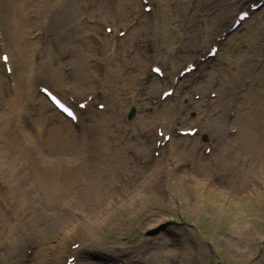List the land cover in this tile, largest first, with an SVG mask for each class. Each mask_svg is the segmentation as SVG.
I'll use <instances>...</instances> for the list:
<instances>
[{"label": "rangeland", "instance_id": "rangeland-1", "mask_svg": "<svg viewBox=\"0 0 264 264\" xmlns=\"http://www.w3.org/2000/svg\"><path fill=\"white\" fill-rule=\"evenodd\" d=\"M48 1L59 3L58 10L48 19L44 31L41 29V32L48 30L50 34L44 35L41 42L40 36H25L19 46L24 47L27 43L36 46L40 43L42 56L35 61L34 72L41 64L48 63L44 62L46 55L51 56L53 71L42 68L40 74L44 80L43 85L57 95H69L74 92L71 89L73 87L82 89L95 86L98 91L105 93L103 97L97 98L98 95H95L92 107L82 113L83 120L76 126H72L69 121L59 122L61 116L46 103L48 108H43L49 117L46 130L62 129L63 140L54 146L56 150L50 155L48 135L40 139L45 160L42 166L43 181H49V176L54 180L56 176L64 179V167L73 178L79 175L80 184L76 181L78 187L71 197L57 201L55 209H62L60 212L41 202L38 217L33 219L37 228H27L26 235L25 232L16 235L12 225L8 229L6 222H11L10 215L4 217L6 222L0 216V241H6L11 246L7 254L0 246V264H8L7 260L19 264H50L54 261L60 264L56 259L60 258L66 247H82L78 257L76 255L78 264H117L119 260L126 263L125 255L121 252L111 259L104 254L103 248L117 243L134 250L140 246L137 249L140 253L134 251L136 261L133 264H264V165L259 158L250 160L238 147L245 134H238L239 125L245 124L239 118L238 109L242 105H249L251 110L255 108L259 111L264 106V7L224 38L216 57L181 80L171 99H167L158 110L146 112L143 126H140L138 118L143 112L136 105L129 104L127 95L132 92L137 95V100L140 99L138 104L155 106V101L160 100V93L168 89L167 78H147L151 75L150 68L156 66L168 73V76L175 75L188 61L194 59V51L202 50V55L208 51L213 40L231 27L238 11L247 9L249 3L258 0H147V5L152 9L151 14L144 12L142 0ZM16 4L14 0H0V28L3 34L8 32ZM19 4L21 14L24 15V25L19 27L28 33L35 31L34 25L41 19L34 9L35 6L41 8V5L33 4L27 13V0H19ZM142 15L145 17L140 18ZM77 20H80L78 23L81 27L74 23ZM129 21H134L136 25L131 23L126 34L120 36L117 32L124 29ZM54 22L58 23L56 28ZM147 25L151 30L143 32ZM106 29H110V32ZM178 34L181 38H178ZM112 36L116 38V62L119 65L127 64L121 72V78L109 76L98 65L99 61L92 63L87 68L88 72H85V67L82 68V75L66 69L67 63L71 62L85 65L81 54H68L63 48L70 38L73 37L71 42L76 51H96L103 58V49L105 46L110 47L109 39ZM136 36L141 43H134ZM173 40L177 43L175 41L172 44ZM170 49H175L172 54L169 53ZM187 57L190 59L186 60ZM236 61L243 64L231 65ZM236 69L252 73L237 100L234 99V93L225 89L228 88L227 80L236 78ZM0 72V77L5 79L2 67ZM89 73L96 78L106 77L108 82L103 84L102 80L92 81ZM128 73L138 78L136 83L132 84V80L126 78ZM5 80L4 92H8L9 83ZM125 86L130 89L122 97L125 102L122 123L126 128L136 133L143 130L147 133L152 128V133L157 135L156 130L164 127L166 121L173 124L174 143L167 151H158V157L153 146L148 149V156L137 155L132 146L135 141L130 137L127 142L119 145L120 149L113 147L115 150L107 155L101 138L109 137L106 138L108 140L115 137L119 133L118 129H87L92 121L116 116L113 115V100L107 93L111 89ZM30 91L36 99L34 88H30ZM211 93L217 97H210ZM6 98H9L8 94ZM207 101L214 102L213 106L207 105ZM97 105H104L108 111L100 115L102 112H99ZM131 111L134 115L129 120ZM250 115L254 116L253 111ZM193 128H197L201 135L192 138L178 135L180 129ZM24 129L29 134L33 132L30 125ZM13 132L15 134L12 138L21 135V131L16 129ZM253 135L264 141V129L255 130ZM142 140L145 141L144 136ZM2 145L13 153L17 152L5 143ZM207 147L210 149L208 153ZM176 152H181L183 157L175 158ZM116 153L120 155L114 160ZM222 154L225 161L222 160ZM149 157L153 159L152 164L148 162ZM50 158H55L54 165L47 166L46 162ZM64 159L74 160L68 167ZM55 163L61 164L60 171ZM126 166L158 168L156 172L160 175L153 177V180L157 176L159 178L155 187L142 188L145 186L137 185L139 193L131 197L134 207L127 203L128 197L121 198L119 194H112L111 188L114 186L109 185L116 170L121 169L117 180L122 178V168ZM102 184L103 188H99ZM93 187L94 196L101 204L91 207L86 204L88 200L83 192ZM69 200L78 203L77 210L84 206L85 213L95 217L98 226L80 221L82 226L77 230L81 232L75 233L74 237H69L68 233L60 244V239L58 241L56 238L61 236L60 230L65 226V221L76 219L71 211L62 208ZM107 204L118 206L117 211L106 216L96 215L95 210ZM6 207L10 208L9 214L15 216V209L8 204ZM149 216L152 217L151 221L159 223L150 230L148 227L151 223L145 220ZM29 218L31 216L26 214V219ZM10 237L16 238L17 245L13 239L8 242ZM30 237L40 238L41 249L30 244L31 248L24 246ZM109 247L107 253L114 255ZM170 251H173V255H170ZM140 255L144 262L139 261ZM146 259L148 261L145 263Z\"/></svg>", "mask_w": 264, "mask_h": 264}, {"label": "bare ground", "instance_id": "bare-ground-1", "mask_svg": "<svg viewBox=\"0 0 264 264\" xmlns=\"http://www.w3.org/2000/svg\"><path fill=\"white\" fill-rule=\"evenodd\" d=\"M17 4L13 8V15L14 17L11 18L9 22L8 32L3 35V39L0 41V50H4L9 52L11 56V60L9 59L8 64L11 66V75L7 78L4 74V78L8 79L9 85H8V92H4V87L6 85V80L0 77V216L4 220V217H8L9 215L11 222H6V225L9 229V227L12 225L14 226L12 229L17 234H23L25 232L26 235V229L27 228H37L33 224V219L37 216L39 210V205L41 202H43L46 206L50 207L51 209H55L58 205V202L61 198H67L71 197V195L76 191L79 181V175L76 178H73L70 176L68 170L66 171L64 167L62 168V172L64 175V179H62L61 176H56V179L52 176H49V181H43V175H42V166L44 163V151L41 148V141L40 139L44 135H48V144L51 146V149H48L50 155L54 154V146L57 143H60L61 140H63V130L59 128H50V130H46V126L48 125V119L49 117L46 116V113L43 111V108L47 107L46 101L43 99L40 93H35L36 99L31 94L30 88H34V90L38 89V87L42 86V82H44L42 75L40 74V70L43 69H52L53 66L52 62H50V57H45V61L47 62L45 65H40L37 68V71H35V61L37 59H40L42 56V49H40V43L38 42L36 46L25 45L24 47H19L22 44L23 39L25 36H28L34 32H40L41 29H45L48 19L54 15L55 11L59 8V3L52 4L48 0H27V6L26 12H30L31 6L34 5H41V8H37L35 6L34 12H36L39 17L40 21L38 24L34 25V28L36 31L29 32L23 31L19 26H23L24 23L22 21V17L24 16L21 14L22 10H20V4L19 0H14ZM59 2V0H57ZM66 1V0H64ZM208 1V0H207ZM39 3V4H38ZM62 3V2H61ZM125 5V4H124ZM25 6V5H24ZM25 11V7H24ZM152 11L150 12V14ZM145 16L142 15L140 18H144ZM236 17V16H235ZM234 17V18H235ZM89 18V17H87ZM90 19V18H89ZM105 21H109L107 18H104ZM145 20V19H144ZM143 20V23H146ZM80 20L74 21L76 23L77 27L80 26L78 23ZM234 22V20H233ZM232 22V24H233ZM55 28L58 26L57 22H54ZM75 26V25H74ZM81 27V26H80ZM83 28V27H82ZM133 30V29H131ZM146 30H151V27L147 25L145 30L143 32H147ZM63 31V30H62ZM50 32L48 30H45V33L42 32L39 39L40 42L44 38V35H48ZM73 38V37H72ZM70 38L67 43L63 46L64 49L67 50V53H74V54H81L83 61L85 65L83 64H76V63H67L66 67L70 71H74L77 74L82 75V68L85 67V72H88L87 68L92 65V63L99 61V66L104 68L107 71V74L111 77H114L115 79L121 78L123 75L121 74L122 71L125 70L127 64L124 63L122 65H119L116 62V59L118 58V54L115 52V43L116 40L114 37L110 38L109 44L110 47L103 49V58L97 55L96 51L92 52L91 50L88 51H81L78 49V51L75 50V47L73 46V42H71ZM138 36H136L134 43H141L139 41ZM178 38H181V36L178 34ZM165 38V42H167ZM176 40L172 41V44H175ZM214 41V40H213ZM103 42V41H101ZM177 43V41H176ZM87 44V43H86ZM175 49H170V54L174 52ZM68 53V54H69ZM194 54L196 56H202L200 52L194 51ZM194 55V56H195ZM2 56V55H1ZM75 58V57H74ZM73 58V59H74ZM190 58L187 57L186 60H189ZM194 60H197L194 57ZM77 61V59L75 60ZM198 62V61H196ZM231 62V61H229ZM227 62L228 64H231ZM188 63H191L188 62ZM187 63V64H188ZM243 64L242 62L236 61L235 63L231 64L234 66ZM2 67L3 73H4V67L0 62V68ZM153 68V67H152ZM238 69H236L237 71ZM180 72V71H179ZM178 72V73H179ZM1 73V72H0ZM52 75V74H51ZM90 77L92 78V81L98 82L102 80V83L105 84L108 82L107 78L105 77H94L91 73H89ZM173 74H170V76ZM47 76V73L45 74ZM133 76V77H132ZM168 77V73L163 72V79L167 78L168 83L166 86L172 87L174 85L173 77ZM236 78H230L227 80L228 88H225L226 90L231 91L234 93V99H239V93H241L245 86L242 83L243 77L246 76L247 78L252 77V73L249 71H237L235 74ZM80 77V76H79ZM141 77V76H140ZM35 78H38L35 79ZM126 78L131 79V83H136L137 79L133 74L128 73V77ZM150 78H153V76L150 75ZM217 78V77H215ZM214 78V79H215ZM35 79V80H34ZM7 81V82H8ZM233 82L234 84H231ZM140 84V83H139ZM236 84V85H235ZM135 85V84H134ZM137 86V85H136ZM74 92H70L68 95L70 98H72V104H75V106L81 102L86 101L89 97H91V100L88 102V106H91L94 99H96L99 96L103 97L104 91H98V89L95 87H89V88H82L77 89L75 87L71 88ZM96 90V91H95ZM129 87H120L116 89H111L109 93H107L108 96H110L113 100L114 104V111L113 115L111 117H105L104 120L99 121H92V123L89 125L87 129L93 130L96 129V127L103 128L104 130H107L109 127H114L118 129V133L115 137L106 140V138H101L102 143H104V151L107 153V155H110L115 149L113 147H117V149H120V144L122 142H127L128 138L134 139L135 144L132 145L137 153V155L140 156H148V149H150L152 146L153 148H156V142L161 141L162 139L158 138L157 135L152 133V128L149 129V131L146 133L144 130L142 132L138 131L132 132L124 124L122 123V118L125 114L124 104L122 101V97L124 96L125 92H129ZM39 92V91H38ZM8 94L9 98H6V95ZM163 93L160 94V97ZM96 95V96H95ZM220 95V93H219ZM127 99L129 101V104L131 106L136 105L139 110L143 112V115L138 118V124L140 126H143V122L145 121L146 112L149 110H158L163 104L160 103V100L157 102L155 106H150L148 104H138L137 102H140V99H136V94L130 92L127 95ZM40 100V101H39ZM69 102V98L66 99ZM214 102L207 101V104L209 106H213ZM50 104V103H49ZM248 104V103H246ZM51 105V104H50ZM233 105H235L233 103ZM258 106H260L258 104ZM238 109V107H237ZM255 109V108H254ZM251 110L249 105H242L239 109V118L242 119V121L245 122L244 125H239L238 134L242 135V132H245L243 134V141L241 144L238 145V147L241 148V151L246 154L250 160H255L256 158H259L262 161V164L264 165V141L261 137H255L253 135L254 131L257 129H264V106L261 107L259 111ZM247 110V111H246ZM107 108L104 110V112H107ZM253 111L254 116H251L250 113ZM104 113H100V115H103ZM257 116V117H256ZM55 118L54 116H52ZM83 119H78L77 124L82 121ZM58 121L65 123L67 120L64 118H58ZM30 125L32 127V134H29L24 129L25 126ZM173 124L171 122L166 121L164 123V127H162L161 132L163 135H170L171 132H173V136L170 135L169 141L163 146L160 147V150L167 151L174 143L173 137L174 130H172ZM21 131V135L15 136L12 138L13 130ZM182 131H188L191 129H180ZM205 130L207 131L208 128L205 127ZM227 134V133H226ZM201 135V132H199L198 136ZM143 136L145 137V141L142 140ZM197 137V136H195ZM214 137V136H213ZM11 138V139H10ZM5 143L7 147H12L13 149H16L17 152L11 151L10 149H6L2 144ZM154 143V145H153ZM224 149L223 151H225ZM225 153V152H222ZM120 155V153H116L114 156V160L117 157V155ZM175 158L183 157L181 152H176ZM222 160H224V154L221 155ZM49 159V158H46ZM48 160L46 162L47 166L54 165L53 159ZM221 158H219L220 160ZM74 159H64L66 161V164L71 166V162ZM193 160V159H191ZM153 159L151 157L148 158V162L152 164ZM195 162V160H194ZM58 170L60 171V163H55ZM123 171L121 173L122 178L120 180H117L118 174H120V170H116L114 172V176L109 180V185H113L114 188H111V192L114 195L119 194L121 198L128 197L129 200L127 203H130L134 207V200H132V196L137 195L138 190L136 189L138 186H145L142 188H150L152 185L155 187L159 183L160 176L156 171L157 169H149L148 166L140 167V166H126V168H122ZM158 176L153 180V177L155 175ZM161 174V173H160ZM108 175V174H107ZM101 178V177H100ZM108 178V176H106ZM100 181V179H99ZM86 182V180H85ZM101 183H104L101 181ZM104 184H102L100 187L103 188ZM95 190L94 187L91 190L84 191L83 195L86 197L88 202L86 204L88 206H97L98 204H101V201L96 199L94 196ZM66 205L62 206L63 210H67V212H72L76 219L67 220L64 223V227L61 228V236L57 237L56 239H60V244L65 240L64 237L68 235L69 237H74L75 233L79 234L81 230H77L79 227L82 226L80 224V221L86 222L89 224H93V226H98V221L95 217L89 216L87 213H85L86 209L84 206L81 207V211L77 210L79 208L78 203L69 200ZM103 201V199H102ZM6 204L11 205L15 209V216L14 214H9L10 208L6 207ZM120 202H118V205L120 206ZM3 205V206H2ZM92 207V206H91ZM118 206L114 204H107L104 207L97 208L95 210L96 215L106 216L108 214H113L115 211H117ZM6 210V211H5ZM56 211L60 212L61 210L55 209ZM26 214H29L31 218L26 219ZM54 218H56V215H54ZM152 217H147L145 220L148 219L151 224H149L148 229H154L159 223H156L155 221H151ZM81 219V220H78ZM35 220V219H34ZM10 225V226H9ZM17 227V228H16ZM1 238V234H0ZM13 238H8V242ZM16 239V238H15ZM15 239H13V242L16 244ZM30 241L24 244V246L29 247L30 245L37 246L38 249H41V243L39 241L40 238H29ZM6 241H0V246L3 247L5 254H7V250L11 248V246L7 245ZM59 244V245H60ZM17 245V244H16ZM52 248H55V246H50ZM102 247V246H101ZM109 246H106L103 248L104 254L108 255L109 258H116L115 256L117 253H122L125 255V261L127 264H133L136 261V258L133 256L134 251H138L137 249H140V246L137 248H125L121 244L113 245L111 250L113 251L114 255H111L109 252V249H107ZM69 247H66L65 250H63L62 255L60 258L56 259V262L60 264H64L62 262H65L66 259L71 255L77 254L78 252L82 250V247L76 249V250H70ZM106 252V253H105ZM139 252V251H138ZM40 253V250H39ZM140 253V252H139ZM170 255H173V251L169 252ZM68 254L66 257L64 255ZM25 257V255H24ZM6 258V257H5ZM66 258V259H65ZM28 259H31L28 257ZM139 261L144 262V259L142 255L139 256ZM64 260V261H63ZM148 260H145V263ZM8 264H19L18 262H11L7 260ZM66 263V262H65ZM123 263L122 260H119L117 264ZM45 264V263H44ZM48 264V262H47ZM50 264H55V261ZM78 264V263H77Z\"/></svg>", "mask_w": 264, "mask_h": 264}]
</instances>
